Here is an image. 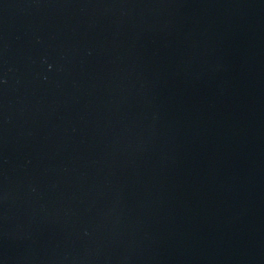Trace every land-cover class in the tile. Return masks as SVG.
Instances as JSON below:
<instances>
[{
  "label": "water",
  "instance_id": "obj_1",
  "mask_svg": "<svg viewBox=\"0 0 264 264\" xmlns=\"http://www.w3.org/2000/svg\"><path fill=\"white\" fill-rule=\"evenodd\" d=\"M0 264H264V0H0Z\"/></svg>",
  "mask_w": 264,
  "mask_h": 264
}]
</instances>
